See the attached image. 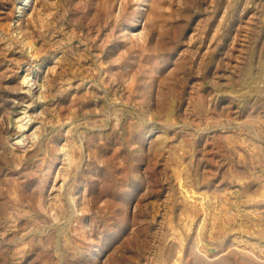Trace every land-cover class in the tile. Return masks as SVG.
Here are the masks:
<instances>
[{
	"label": "rangeland",
	"instance_id": "1",
	"mask_svg": "<svg viewBox=\"0 0 264 264\" xmlns=\"http://www.w3.org/2000/svg\"><path fill=\"white\" fill-rule=\"evenodd\" d=\"M0 264H264V0H0Z\"/></svg>",
	"mask_w": 264,
	"mask_h": 264
},
{
	"label": "bare ground",
	"instance_id": "2",
	"mask_svg": "<svg viewBox=\"0 0 264 264\" xmlns=\"http://www.w3.org/2000/svg\"><path fill=\"white\" fill-rule=\"evenodd\" d=\"M27 122H28V121H27ZM27 122H26V123H27ZM19 125H20V123H19ZM21 126H22V125H21ZM21 126H20V127H21ZM23 126H24V125H23ZM23 134H24V132H23ZM23 134H22V135H23ZM17 137H18V136H17ZM23 139H24V138H18V140H17L16 142H18V143L21 144V141H22ZM18 145H19V144H18Z\"/></svg>",
	"mask_w": 264,
	"mask_h": 264
}]
</instances>
